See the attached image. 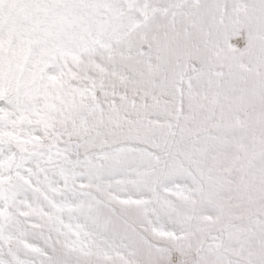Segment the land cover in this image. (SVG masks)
Masks as SVG:
<instances>
[{"label": "snow or ice", "instance_id": "snow-or-ice-1", "mask_svg": "<svg viewBox=\"0 0 264 264\" xmlns=\"http://www.w3.org/2000/svg\"><path fill=\"white\" fill-rule=\"evenodd\" d=\"M0 264H264V0H0Z\"/></svg>", "mask_w": 264, "mask_h": 264}]
</instances>
